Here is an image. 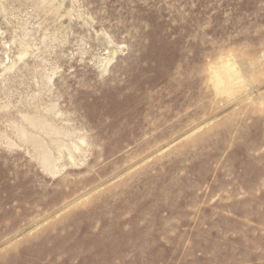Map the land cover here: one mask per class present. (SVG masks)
Returning <instances> with one entry per match:
<instances>
[{"label": "rangeland", "instance_id": "374dc122", "mask_svg": "<svg viewBox=\"0 0 264 264\" xmlns=\"http://www.w3.org/2000/svg\"><path fill=\"white\" fill-rule=\"evenodd\" d=\"M0 264H264V0H0Z\"/></svg>", "mask_w": 264, "mask_h": 264}, {"label": "bare ground", "instance_id": "6f19581e", "mask_svg": "<svg viewBox=\"0 0 264 264\" xmlns=\"http://www.w3.org/2000/svg\"><path fill=\"white\" fill-rule=\"evenodd\" d=\"M228 57V56H227ZM226 57V58H227ZM226 63H228V61H223L222 62V65H221V70H222V72H223V74L225 73L224 71H229L230 72V70H232V67H230V66H227V65H230V64H226ZM219 83L220 84H224V79H223V77H219ZM232 82V80H225V83H226V86L224 87V89H226V88H228L229 87V85H231L230 83ZM223 88V87H222ZM222 90V89H221ZM223 92V91H222ZM225 92H226V90H225ZM45 157H47V156H45ZM72 158V157H71ZM47 159L49 160V158L47 157ZM43 160H44V158H43ZM45 161H46V159H45ZM48 163V161L46 162V164Z\"/></svg>", "mask_w": 264, "mask_h": 264}]
</instances>
